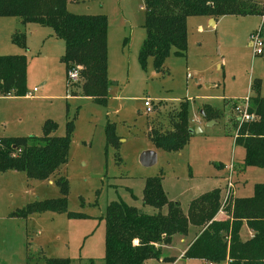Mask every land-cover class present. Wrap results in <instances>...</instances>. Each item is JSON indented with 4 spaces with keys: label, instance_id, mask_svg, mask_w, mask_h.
Segmentation results:
<instances>
[{
    "label": "rangeland",
    "instance_id": "374dc122",
    "mask_svg": "<svg viewBox=\"0 0 264 264\" xmlns=\"http://www.w3.org/2000/svg\"><path fill=\"white\" fill-rule=\"evenodd\" d=\"M144 2L80 0L68 4L72 14L107 17L110 88L106 105L83 96L76 86L81 80L70 84L63 62L65 42L51 28L0 17V56L23 55L28 61L27 96L0 97V137H41L47 121L57 125L55 136L62 137L72 122L69 160L57 178L64 176L70 182L68 211L84 215L71 218L67 213L45 211L11 218V213L28 204L56 200L61 194L55 177L50 184L28 179L24 172L0 173V264H47L45 259L50 258L70 264H105L103 217L108 204L123 201L144 208L148 215L159 212L143 204L148 178L162 176L166 195L181 201L186 212L193 199L226 186L230 174L240 198L253 196L254 186L264 183V169L244 166L245 150L235 143L238 115L232 109L235 101L242 106L246 98H254L260 82L264 96V54L255 56L250 45L257 32L264 41V15L224 16L214 28L208 26L206 17H190L186 57L171 53L159 72L152 59L146 70L138 59L146 38ZM256 2L264 8V0ZM15 33L26 35L25 47L13 42ZM74 92L78 96H72ZM147 98L153 102L151 114L144 106ZM202 99H212L215 106L207 105L223 112L215 124L210 125L200 113L206 105ZM184 102L191 106L193 134L188 144L180 152L157 148L148 139V122ZM108 124L121 138L120 162L116 149L107 145ZM152 149H157V162L144 166L141 157ZM248 228L243 229L245 235Z\"/></svg>",
    "mask_w": 264,
    "mask_h": 264
},
{
    "label": "trees",
    "instance_id": "16d2710c",
    "mask_svg": "<svg viewBox=\"0 0 264 264\" xmlns=\"http://www.w3.org/2000/svg\"><path fill=\"white\" fill-rule=\"evenodd\" d=\"M80 0H0V17H17L30 23L49 27L64 40L66 51L63 62L69 71L80 69L81 94L106 105L109 97L108 79V20L105 15H75L68 11L69 3ZM146 38L139 52V62L146 70L152 59L156 71L161 72L171 53L186 57L188 49V19L194 16L221 18L224 16H263L264 8L256 0H145ZM13 42L26 45V35L15 33ZM27 57L0 56V97L27 96ZM257 95L250 98V111L256 110L259 119L238 128L236 145L245 150V167L264 169V96L261 82ZM72 96H78L74 92ZM237 102L233 103L235 109ZM191 106L182 103L157 115L148 125V137L157 148L179 152L193 134L190 126ZM203 116L207 121L223 117V112L205 105ZM57 125L47 121L41 137H0V173L24 172L28 179L47 181L57 178L69 160L72 122L67 123L66 136H55ZM107 145L116 149L121 161L120 137L115 127L108 124ZM58 172V174H57ZM61 197L28 204L10 214L11 218H28L36 213L56 211L71 218L84 215L67 209L71 187L69 180L60 176L55 181ZM143 204L159 212L148 215L123 201L108 204L103 217L106 225L105 264H146L160 260L163 248L172 244L178 234L187 235L191 225L203 228L201 234L186 251L184 258L199 259L220 264H264V183L254 186L251 197L232 198L225 210L226 221L216 220L221 209V190L215 189L194 199L188 213L180 203L169 200L163 188V177L146 180ZM168 209L163 214L164 208ZM247 225L252 238L243 241L241 229ZM47 264H70L69 260L45 259ZM174 261V258H164Z\"/></svg>",
    "mask_w": 264,
    "mask_h": 264
},
{
    "label": "crops",
    "instance_id": "0c3cea01",
    "mask_svg": "<svg viewBox=\"0 0 264 264\" xmlns=\"http://www.w3.org/2000/svg\"><path fill=\"white\" fill-rule=\"evenodd\" d=\"M206 20V23L208 24V26H209V23L211 24V22H212V20H216L215 21V23H214V26H211V28H214L219 22H220V19L221 18H218V19H215V18H209V17H206L205 18ZM202 21V20H201ZM200 31L201 32H204L205 30H204V27L203 26H200ZM188 39H189V31H188ZM144 42V41H143ZM251 45V44H250ZM189 77H190V75H189ZM189 100V99H188ZM224 100H227V99H224ZM190 101H192L191 99H190ZM195 101H197V100H195ZM199 101H202V102H205L206 104H209V105H211V104H213L211 101H213L212 99H202V100H199ZM219 101H222V103H223V99H220ZM231 101H233V100H231ZM211 103V104H210ZM224 104H225V102H224ZM214 106H215V104H213ZM217 107V106H216ZM200 113L203 115V110H201L200 111ZM158 115V114H157ZM219 120V119H218ZM218 120H215V122H218ZM150 122V121H149ZM149 122H148V125H149ZM206 122H210V121H207L206 120ZM195 123V122H194ZM215 124V123H214ZM198 128V127H197ZM148 132H149V127H148ZM148 134V133H147ZM148 139H149V137H148ZM150 141V140H149ZM156 150L157 149H152L151 151H154L156 154H157V152H156ZM159 150V149H158ZM180 152V151H179ZM158 155V154H157ZM157 158H158V156H157ZM244 159H245V157H244ZM222 168H223V164H222ZM226 180V185H227V179H225ZM50 184H52L53 183V180L50 178L49 180H47ZM43 182H45V181H43ZM236 186V185H235ZM164 187V186H163ZM215 189H219V190H221V202H222V200H223V194H224V191H225V189H226V186H224V187H218V188H215ZM212 191V190H211ZM237 187L235 188V194H236V198H239L238 196H237ZM249 197V196H248ZM196 199V198H195ZM169 200H171V199H169ZM194 200V199H193ZM192 200V201H193ZM171 201H175V202H178V203H180V205H181V208H182V210L184 211V213H188V211L186 212L184 209H183V207H182V204H181V201H179V200H171ZM191 201V202H192ZM190 202V203H191ZM189 206H190V204H189ZM138 209H140V210H144V208H138ZM189 210V209H188ZM143 212H145V210L143 211ZM167 212H168V209L165 207L163 210H162V213L163 214H167ZM216 220H218V221H226V220H228L229 219V215H228V213L226 212V210L225 211H221V209H220V211H219V213L217 214V216H216V218H215ZM245 227H248L246 224L243 226V228H242V230H241V238H242V240L243 241H247V240H249L250 238H252V236H253V232L249 229L248 231V233H246V235H245V233L243 232V229L245 228ZM202 228L201 227H197V226H193V225H191L190 226V228H189V231H188V234L187 235H182V234H178V235H175L174 237H173V241H172V244L171 245H169V246H165L164 248H163V257L160 259V260H157V261H161L162 263H164V261H166V260H164V258H174V261L173 262H171V264H176L177 262H179V261H183V260H186L187 262V264H203L205 261H203V260H199V259H186V258H184V255H185V253H186V251L189 249V247L191 246V244L197 239V237L201 234V232H202ZM246 236V237H245ZM177 246H179L180 248H179V251H177L178 253H177V255L176 254H173V251H175L176 250V247ZM154 260H156V259H152V260H149V261H147L146 262V264H149V262H151V261H154ZM224 264H228V261H226V262H224Z\"/></svg>",
    "mask_w": 264,
    "mask_h": 264
},
{
    "label": "built area",
    "instance_id": "2783aa9c",
    "mask_svg": "<svg viewBox=\"0 0 264 264\" xmlns=\"http://www.w3.org/2000/svg\"><path fill=\"white\" fill-rule=\"evenodd\" d=\"M251 47L254 50L255 56H260V55L264 54V41L262 39L261 32H257L256 34L252 35ZM80 80H81V78H80V69L79 68H75V69H72L69 71L70 84L77 83ZM36 90L37 89H35L34 92ZM144 106H145L146 112L148 114H151L154 112L153 102L151 99L147 98L144 101ZM235 111L238 115V120H239L240 125H242L244 123H254L258 120V116H257L256 112L250 111V97H248L244 100V104L242 106H236ZM231 171H232V168H231ZM233 193L235 194V183H234L232 174H230L228 179H227L225 196L222 200L221 211L222 210L225 211V208H226L228 202L233 197L232 196ZM203 264H215V263L205 261Z\"/></svg>",
    "mask_w": 264,
    "mask_h": 264
},
{
    "label": "water",
    "instance_id": "95a60500",
    "mask_svg": "<svg viewBox=\"0 0 264 264\" xmlns=\"http://www.w3.org/2000/svg\"><path fill=\"white\" fill-rule=\"evenodd\" d=\"M216 20H212L211 26H214ZM215 121H211L210 125L214 124ZM201 130L199 128H196V132H200ZM157 162V154L154 151H147L145 152L141 157V163L144 166H151L154 165Z\"/></svg>",
    "mask_w": 264,
    "mask_h": 264
}]
</instances>
